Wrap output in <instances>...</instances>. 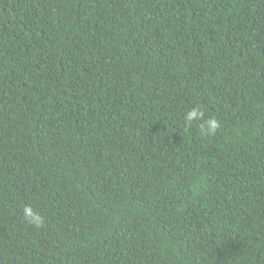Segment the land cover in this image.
I'll return each mask as SVG.
<instances>
[{"label": "trees", "instance_id": "16d2710c", "mask_svg": "<svg viewBox=\"0 0 264 264\" xmlns=\"http://www.w3.org/2000/svg\"><path fill=\"white\" fill-rule=\"evenodd\" d=\"M0 264H264V0H0Z\"/></svg>", "mask_w": 264, "mask_h": 264}, {"label": "clouds", "instance_id": "9594fccd", "mask_svg": "<svg viewBox=\"0 0 264 264\" xmlns=\"http://www.w3.org/2000/svg\"><path fill=\"white\" fill-rule=\"evenodd\" d=\"M197 121L201 122L199 125L200 132L205 136L213 135L219 127V121L215 117L204 119L203 110L199 105L191 108L184 116L186 128H191ZM23 218L27 223L34 225L37 228L42 227L44 223L42 215L31 205L24 206Z\"/></svg>", "mask_w": 264, "mask_h": 264}]
</instances>
